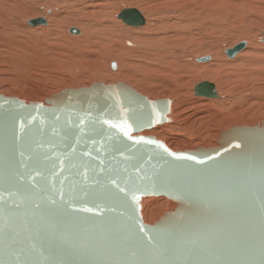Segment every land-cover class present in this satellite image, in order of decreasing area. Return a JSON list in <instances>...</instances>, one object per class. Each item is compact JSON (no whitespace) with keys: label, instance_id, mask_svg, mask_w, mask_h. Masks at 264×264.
Segmentation results:
<instances>
[{"label":"water","instance_id":"water-1","mask_svg":"<svg viewBox=\"0 0 264 264\" xmlns=\"http://www.w3.org/2000/svg\"><path fill=\"white\" fill-rule=\"evenodd\" d=\"M195 92L219 98L213 83ZM171 108L124 82L44 102L0 94V264H264V121L176 152L143 134ZM146 197L176 207L148 224Z\"/></svg>","mask_w":264,"mask_h":264},{"label":"rangeland","instance_id":"rangeland-1","mask_svg":"<svg viewBox=\"0 0 264 264\" xmlns=\"http://www.w3.org/2000/svg\"><path fill=\"white\" fill-rule=\"evenodd\" d=\"M145 1H4L14 8L0 9V94L27 103L44 102L67 88L124 82L151 100L172 102L167 123L143 134L176 152L216 147L221 132L262 125L264 0H170L156 7ZM125 9L140 12L145 24H125L119 19ZM6 13L14 15L15 21L9 18V23ZM41 17L47 25H31ZM89 22L95 28H88ZM2 23L10 27L4 29ZM87 30L92 34H85ZM93 31L103 37L99 34L97 39ZM119 32L136 42H153L152 49L126 59H110L104 55L107 47L123 51L122 38L114 36ZM158 42L173 48L159 55ZM242 43L246 48L230 58L228 51ZM203 82L215 85L218 99L197 96L195 87ZM141 204L148 224H155L176 207L166 197H146Z\"/></svg>","mask_w":264,"mask_h":264},{"label":"bare ground","instance_id":"bare-ground-1","mask_svg":"<svg viewBox=\"0 0 264 264\" xmlns=\"http://www.w3.org/2000/svg\"><path fill=\"white\" fill-rule=\"evenodd\" d=\"M5 2H8V1H10V0H4ZM3 0H2V2L0 3V9H3L5 12H7V10L8 9H11V8H14V7H12L11 5H7L5 2H4ZM145 1V0H144ZM160 1L161 2H169L170 0H146L145 1V3H147V4H149L150 6H154V7H156V6H158L159 4H160ZM178 4V3H177ZM179 4H181V3H179ZM174 6H175V4H174ZM96 8V7H95ZM101 8V7H100ZM173 8V10H175L176 12H179V13H181V12H183L184 13V10H182V9H180V8H178V7H172ZM133 10H135V9H133ZM14 11V10H13ZM137 11V10H136ZM16 13V12H15ZM33 13V12H32ZM36 13V12H35ZM49 13H51V11H49ZM140 13V12H139ZM167 12H165V14H166ZM7 14V17H8V22L10 23V20H13V21H15V18H14V15H13V17H10L9 16V14L8 13H6ZM10 14H11V12H10ZM14 14V13H13ZM97 14H99V13H97ZM141 14V13H140ZM185 14V13H184ZM30 15H32V14H30ZM35 15V14H34ZM100 15V14H99ZM37 16V15H36ZM39 16V15H38ZM89 16V15H88ZM141 16H142V14H141ZM171 16V15H170ZM17 17V16H16ZM34 17V16H33ZM173 17V16H172ZM9 18H10V20H9ZM25 18V17H24ZM56 18V17H55ZM55 18H53V20L55 21ZM142 18H143V16H142ZM171 18V17H170ZM26 19V18H25ZM25 19H23V20H25ZM29 19V18H28ZM120 19V18H119ZM144 19V18H143ZM22 20V21H23ZM31 20H32V18H31ZM88 20V19H87ZM97 20V19H96ZM103 20H104V18H103ZM122 20V19H121ZM169 20H171V19H169ZM28 21V20H27ZM30 21V20H29ZM61 21V20H60ZM60 21H57V22H59L58 24H60ZM89 21V20H88ZM93 21H94V19H93ZM123 21V20H122ZM12 22V21H11ZM16 22H17V20H16ZM20 22V21H19ZM101 22V21H100ZM103 22V21H102ZM124 22V21H123ZM168 22H170V21H168ZM125 24H127L126 22H124ZM145 24V19H144V22L142 23V24H140V25H138V26H142V25H144ZM2 25H3V27H4V29H7V28H9L10 27V24H7V23H2ZM99 26H103V23H99L98 24ZM128 25V24H127ZM7 26V27H6ZM128 26H130V25H128ZM138 26H131V27H138ZM88 28H91V29H93V28H95V26L93 25V23L92 22H89V24H88ZM169 28H171V27H169ZM169 28H167V29H169ZM72 29V28H71ZM74 29V28H73ZM85 29H86V27H85ZM77 30V29H76ZM164 30V29H163ZM72 31V30H71ZM141 31H144V30H139V31H137V32H140L141 33ZM102 33H104V32H102ZM72 34V33H71ZM85 34H92L89 30H87V32H85ZM93 34H96V37H97V39H98V37L100 36L99 34H101V33H98V32H96V31H93ZM113 34V33H112ZM111 34V35H112ZM73 35V34H72ZM75 35V34H74ZM114 35V34H113ZM125 35L126 34H124V35H121V33L119 32V34H116V35H114V36H117L118 37V39H119V37L120 38H122L120 41H119V43H121L120 45H121V47L122 48H120V50L122 51V52H115V51H113V50H111V48L110 47H107L106 49H105V51H104V55L105 56H108L110 59H114V58H116V59H126L127 57H129L131 54H142V52L143 51H146V52H148L149 50H151L152 49V47H151V44H153V42H151V44H149V43H147V42H138L139 40H137V42L136 41H133V39L131 40L129 37H125ZM101 36H102V34H101ZM103 37V36H102ZM101 37V38H102ZM113 38V37H112ZM116 38V37H115ZM127 38V39H126ZM170 38V37H169ZM168 38V39H169ZM126 39V40H125ZM113 40V39H112ZM116 40V39H115ZM152 40V39H151ZM111 41V40H110ZM117 42V41H116ZM157 42V41H156ZM165 42V41H164ZM159 44H160V47L159 48H161L160 49V51H159V55H160V53L163 55V56H165L164 54H167V53H169V50L171 49L172 50V48H169L170 47V45L168 46V49H167V45H165L166 47H164L161 43L162 42H158ZM167 43H168V41H167ZM165 44H166V42H165ZM117 45V44H116ZM172 45V44H171ZM109 46V45H108ZM153 46V45H152ZM113 47V46H112ZM115 47H117V46H115ZM231 51V50H230ZM145 53V52H144ZM176 53L175 52H172V55L174 56ZM158 55V56H159ZM171 55V54H170ZM180 55V54H179ZM178 55V56H179ZM140 56H142V55H140ZM220 56V55H219ZM171 57V56H170ZM177 57V56H176ZM180 57V56H179ZM131 58V57H130ZM162 58V57H161ZM174 59V58H173ZM181 59H182V56H181ZM210 59H206V61H209ZM177 61H179L178 60V58H177ZM121 62V61H120ZM178 63H180V62H178ZM180 65V64H179ZM114 66V65H113ZM115 67V66H114ZM114 67H113V70H114ZM99 68V67H98ZM172 70V69H171Z\"/></svg>","mask_w":264,"mask_h":264},{"label":"snow or ice","instance_id":"snow-or-ice-1","mask_svg":"<svg viewBox=\"0 0 264 264\" xmlns=\"http://www.w3.org/2000/svg\"><path fill=\"white\" fill-rule=\"evenodd\" d=\"M130 131V129H129ZM129 133L128 132H125V135H128ZM129 139H131V136H129ZM149 143H152V141H149Z\"/></svg>","mask_w":264,"mask_h":264}]
</instances>
